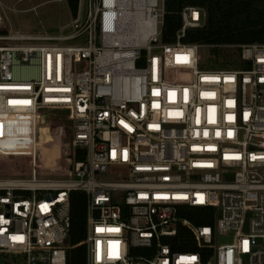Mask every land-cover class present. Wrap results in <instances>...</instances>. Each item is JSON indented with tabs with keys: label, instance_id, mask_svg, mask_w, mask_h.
Here are the masks:
<instances>
[{
	"label": "built area",
	"instance_id": "built-area-1",
	"mask_svg": "<svg viewBox=\"0 0 264 264\" xmlns=\"http://www.w3.org/2000/svg\"><path fill=\"white\" fill-rule=\"evenodd\" d=\"M181 14L174 42L165 0H79L57 31L0 33V159L31 170L0 178V264H70L78 190L86 264H264V43L216 45L246 66L205 67L212 46L183 38L206 11ZM51 111H68L60 176L41 172Z\"/></svg>",
	"mask_w": 264,
	"mask_h": 264
},
{
	"label": "trees",
	"instance_id": "trees-1",
	"mask_svg": "<svg viewBox=\"0 0 264 264\" xmlns=\"http://www.w3.org/2000/svg\"><path fill=\"white\" fill-rule=\"evenodd\" d=\"M70 10L75 16L79 0H67ZM187 6H195L206 11L203 26L188 28L184 42L200 43L212 47L205 49L204 57L216 65L232 67L246 66L240 60V48L214 47L216 45H240L249 43H264V0H165V18L163 25L164 42H174L177 32L183 25L182 10ZM56 156H43L47 162ZM77 158H83L78 154ZM72 227L70 233V264H86V246L82 241L86 237V204L84 191H72ZM185 215L197 225H212L215 210L213 208L189 207ZM192 248L190 244H183ZM194 249V247H193ZM15 260V258L13 259ZM6 261L0 255V263Z\"/></svg>",
	"mask_w": 264,
	"mask_h": 264
},
{
	"label": "rangeland",
	"instance_id": "rangeland-1",
	"mask_svg": "<svg viewBox=\"0 0 264 264\" xmlns=\"http://www.w3.org/2000/svg\"><path fill=\"white\" fill-rule=\"evenodd\" d=\"M72 18L73 14L67 0H0V33H8L10 30L30 33L53 32L57 31L62 24L71 21ZM205 67L221 68L226 66L216 65V62H212L206 63ZM232 67L242 68L243 66L237 64ZM67 117L68 111H51L50 113L48 127L53 143L41 148V172L44 174L60 176L69 166L67 154L63 151V147L67 148L65 143L70 140L69 129L63 140L64 145L60 144L58 137L61 127L69 124ZM41 133L43 140L49 142L46 127L42 128ZM56 154H58L57 158L53 157L47 162L42 159V155L56 156ZM18 161L17 159H0V178H31L30 168ZM216 240L219 245L230 243L233 240V234L219 233Z\"/></svg>",
	"mask_w": 264,
	"mask_h": 264
},
{
	"label": "bare ground",
	"instance_id": "bare-ground-1",
	"mask_svg": "<svg viewBox=\"0 0 264 264\" xmlns=\"http://www.w3.org/2000/svg\"><path fill=\"white\" fill-rule=\"evenodd\" d=\"M47 128V127H46ZM47 132H48V130H47ZM48 136H49V142H47V141H44L43 140V138H42V133H41V138H40V149L43 147V146H49V143H53V140L51 141V138H52V135L50 134L49 135V132H48Z\"/></svg>",
	"mask_w": 264,
	"mask_h": 264
},
{
	"label": "crops",
	"instance_id": "crops-1",
	"mask_svg": "<svg viewBox=\"0 0 264 264\" xmlns=\"http://www.w3.org/2000/svg\"><path fill=\"white\" fill-rule=\"evenodd\" d=\"M47 138H49V136H47Z\"/></svg>",
	"mask_w": 264,
	"mask_h": 264
}]
</instances>
